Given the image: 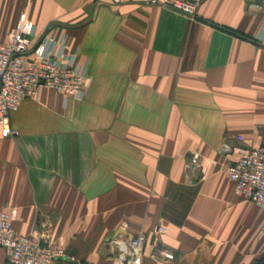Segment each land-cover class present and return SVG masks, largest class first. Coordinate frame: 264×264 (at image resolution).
I'll list each match as a JSON object with an SVG mask.
<instances>
[{
  "label": "crops",
  "instance_id": "obj_1",
  "mask_svg": "<svg viewBox=\"0 0 264 264\" xmlns=\"http://www.w3.org/2000/svg\"><path fill=\"white\" fill-rule=\"evenodd\" d=\"M22 15L65 39L88 85L82 99L43 88L0 133L16 230L63 245L58 264H112L122 226L146 235L138 264H264V208L235 192L238 154L223 152L227 136L264 146V3L204 0L192 17L149 0H0V43ZM193 154L204 167L187 171Z\"/></svg>",
  "mask_w": 264,
  "mask_h": 264
},
{
  "label": "built area",
  "instance_id": "obj_2",
  "mask_svg": "<svg viewBox=\"0 0 264 264\" xmlns=\"http://www.w3.org/2000/svg\"><path fill=\"white\" fill-rule=\"evenodd\" d=\"M149 1L193 17L204 0ZM51 29L37 38L35 25L22 15L8 42L0 43L2 137L17 134L10 125V114L19 109L23 100L37 98L43 88L75 99H82L85 95L88 78L84 69L78 65L75 56L67 53L65 39L55 41ZM262 43L264 45V41ZM233 141L237 144L233 145ZM243 142L242 135L225 138L224 154H238L236 161L228 164L225 171L236 193L264 208V146L250 148ZM202 162L199 154H193L185 169L202 167ZM13 221L12 213L0 210V247L6 251L5 264H58L68 256L67 249L58 242L20 234ZM146 241L144 233L134 234L126 226L119 227L110 241L114 257L112 264H138L144 255Z\"/></svg>",
  "mask_w": 264,
  "mask_h": 264
},
{
  "label": "rangeland",
  "instance_id": "obj_3",
  "mask_svg": "<svg viewBox=\"0 0 264 264\" xmlns=\"http://www.w3.org/2000/svg\"><path fill=\"white\" fill-rule=\"evenodd\" d=\"M204 167V166H203Z\"/></svg>",
  "mask_w": 264,
  "mask_h": 264
}]
</instances>
